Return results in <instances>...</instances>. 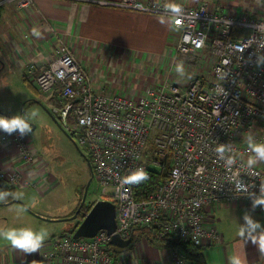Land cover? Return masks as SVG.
Wrapping results in <instances>:
<instances>
[{"label": "built area", "instance_id": "2783aa9c", "mask_svg": "<svg viewBox=\"0 0 264 264\" xmlns=\"http://www.w3.org/2000/svg\"><path fill=\"white\" fill-rule=\"evenodd\" d=\"M12 2L26 7L33 0H0V6ZM110 3L159 16L166 4ZM182 7L185 15L170 20L174 53L212 57L209 75L195 76L182 90L165 82L157 88L145 86L135 97L96 90L83 64L62 40L45 66L29 63L26 70L38 92L52 93L58 100L59 117L88 153L100 194L110 189L115 204L113 233L125 238L135 227L147 226L160 237L204 246L219 237L216 230L204 227L205 206L237 198L251 202L248 195L233 192L236 177L249 191L264 194L262 160L247 163L254 155L249 137L264 142V65L255 63L264 53V17L228 14L211 8L208 0ZM6 142L17 147L20 161L35 159L36 149L26 134L0 130V147ZM221 144L231 147L225 153L233 159L231 166L217 152ZM140 167L147 170L146 179L124 182ZM161 172L156 187L141 194L140 184ZM6 175L9 183L17 179L14 173ZM256 207L264 211V206ZM71 233L54 236L35 264L115 263L109 245L112 233L100 229L91 237L78 238ZM172 260L188 264L176 249Z\"/></svg>", "mask_w": 264, "mask_h": 264}, {"label": "crops", "instance_id": "0c3cea01", "mask_svg": "<svg viewBox=\"0 0 264 264\" xmlns=\"http://www.w3.org/2000/svg\"><path fill=\"white\" fill-rule=\"evenodd\" d=\"M115 1L119 0H33L26 7H19L13 2L4 3L0 6V69L8 75L22 74L23 82L36 90L27 76V65L35 63L37 67L45 66L58 40H62L83 64L96 90L115 92L112 88L114 84L109 77L103 78V72L114 65L124 71L128 69L131 58L138 59V62L172 53L168 48V45H172L170 19L162 22L159 15L110 3ZM201 1L179 0V3L191 6ZM208 1L211 8L228 14L264 17V6H260L263 3L256 1ZM106 83H109L108 87H105ZM35 160L20 161L13 142L4 143L0 147V172L3 173L0 180L18 190L28 186L41 189L42 186L34 181L37 179L35 177L45 175L46 165ZM261 166L264 168V160ZM7 173L17 175L16 181L9 183ZM103 199L114 203L112 196ZM203 211L205 229H214L219 234L217 239H211L204 245L207 264H229L230 256L237 251L245 254L247 264H264V253L260 251L258 243L264 232L244 235L240 232V222L245 213L264 224V211L253 208L251 202L241 198L207 205ZM220 211L227 212L224 224L217 217ZM137 228L128 236L131 237V247L124 251L115 250L114 264H175L170 247L162 242L151 241L148 234ZM52 238L45 239L39 250L29 253L15 249L10 244L0 246V264L39 263L43 253L50 247Z\"/></svg>", "mask_w": 264, "mask_h": 264}, {"label": "rangeland", "instance_id": "374dc122", "mask_svg": "<svg viewBox=\"0 0 264 264\" xmlns=\"http://www.w3.org/2000/svg\"><path fill=\"white\" fill-rule=\"evenodd\" d=\"M252 1L263 3L260 4L263 8L264 0ZM172 41H174L173 36L170 40L172 45H168L169 50H172L171 55L164 53L151 59H141L138 62H136L138 59L131 58L127 66L128 69L123 71L114 65L110 70L103 72V78L111 79L114 84L111 86L113 90H116L115 92H123L135 97L141 93V89L145 86L157 88L165 82L182 90L195 76L209 75L212 63L210 53L196 57L175 54ZM180 65L184 68L182 72L177 71V67ZM108 86L109 83H106L105 87ZM31 109H36L37 113L34 117V128L26 135L36 149L35 162L46 165L45 175L35 177L37 179L34 181L42 187L36 189L28 186L18 190L0 180V188L9 192V197L0 201V227L44 226L48 230V235L45 238L47 239L50 236L70 233L80 222L81 218L71 219L70 216L75 212L73 210L80 202L84 186L90 177V169L87 160L88 153L78 146L76 134L69 131L59 117V103L54 95L38 92L29 87L23 82L22 74L8 75L7 72L0 69V111L4 115H11L18 111L27 112ZM70 121L68 119L66 122L69 126H71ZM97 184L93 177L87 188L85 203L92 205L97 199L110 197V189L106 195H102ZM10 199L15 201L4 203ZM226 214L227 212L223 213V211H220L219 215L217 214L221 224H224ZM149 229V227L141 226L136 230H140L152 238L153 233ZM7 244L10 243L0 240V246ZM131 245L132 241L126 246L113 245L111 248L114 251H124Z\"/></svg>", "mask_w": 264, "mask_h": 264}, {"label": "clouds", "instance_id": "9594fccd", "mask_svg": "<svg viewBox=\"0 0 264 264\" xmlns=\"http://www.w3.org/2000/svg\"><path fill=\"white\" fill-rule=\"evenodd\" d=\"M165 11L161 14L160 20L163 22L170 19L172 22L179 21L180 17L185 15L182 5L179 0H167L164 5ZM259 29L258 25H254ZM257 67L264 65V53L258 54L255 60ZM177 71H184L180 65ZM36 109L28 110L27 112L18 111L11 115L0 114V130H4L11 134L18 131L20 135H24L32 131V124L34 122ZM249 146L254 153L247 161L248 165H253L257 160H264V142L255 140L249 137ZM231 147L226 144H221L217 148L221 158H224L226 164L231 166L233 159L225 156L226 152H230ZM148 177V172L145 168L140 167L132 170L128 176L124 178V182L133 183L139 180H144ZM236 195L246 194L251 199V205L255 208L257 205L264 206V194L258 195L256 192L248 190L244 180L240 177L235 178V191ZM9 197V192L6 189L0 188V201H4ZM264 232V224L255 219L252 215L245 213L243 220L240 222L241 235L252 234L255 232ZM48 235V230L44 226L21 225V226H6L0 227V240L10 243L15 249L23 250L24 253L34 252L39 250L42 242ZM259 249L264 253V236L259 239ZM229 264H247L245 254L242 251H237L229 258Z\"/></svg>", "mask_w": 264, "mask_h": 264}, {"label": "water", "instance_id": "95a60500", "mask_svg": "<svg viewBox=\"0 0 264 264\" xmlns=\"http://www.w3.org/2000/svg\"><path fill=\"white\" fill-rule=\"evenodd\" d=\"M0 114L3 113L0 111ZM33 128H34V124H32V129ZM88 166L90 169V177L87 184L84 186L80 202L75 212L70 216L71 219L77 217V214L80 211L81 206L85 201L88 185L94 177L93 170L91 168L89 160H88ZM13 201L15 200L10 199L5 201L4 203H11ZM100 229L106 230L108 234L112 233L109 243L114 246L123 247L129 244V242L131 241V237L123 239L117 233H113L115 229V204L111 201L104 199H97L93 203V205L84 214V216L77 224V226L73 229L72 236L74 238L91 237Z\"/></svg>", "mask_w": 264, "mask_h": 264}, {"label": "trees", "instance_id": "16d2710c", "mask_svg": "<svg viewBox=\"0 0 264 264\" xmlns=\"http://www.w3.org/2000/svg\"><path fill=\"white\" fill-rule=\"evenodd\" d=\"M70 137L72 138V135H70ZM162 174L163 173L161 172L159 175H152V177L149 180L142 182L140 184L139 192L144 195L146 192H148V191L152 190L154 187H156L155 184L158 183L159 176H162ZM136 197H139V195L136 194ZM92 205H89V204L84 202L81 206L80 211L77 214V218L82 219L84 214L90 209V207ZM75 209L76 208H74L73 212L75 211ZM149 228L151 229V231L153 233V237L151 238V241L162 242L165 245H167L168 247H170L171 249H176V250L182 252L184 254L186 260L191 264H207L205 257H204V253H203V248H204L203 246H196V245L192 244L191 242L179 241V240H176L170 236L160 237L156 234V232L153 228H151V227H149ZM72 231H73V229H72ZM72 231H70V232H72Z\"/></svg>", "mask_w": 264, "mask_h": 264}]
</instances>
